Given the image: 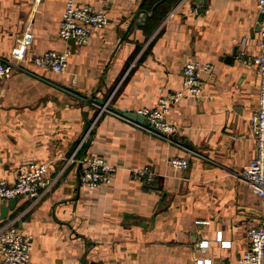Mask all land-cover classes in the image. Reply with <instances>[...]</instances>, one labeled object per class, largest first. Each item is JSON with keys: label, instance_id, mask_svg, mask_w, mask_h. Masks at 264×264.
Here are the masks:
<instances>
[{"label": "crops", "instance_id": "obj_1", "mask_svg": "<svg viewBox=\"0 0 264 264\" xmlns=\"http://www.w3.org/2000/svg\"><path fill=\"white\" fill-rule=\"evenodd\" d=\"M65 2L0 0V57L16 66L0 79V179L46 162L55 180L39 200L0 211V228L32 235L31 264H238L264 214L237 176L256 155L260 78L240 61L259 52L256 0H76L104 9L108 24L74 49L58 33ZM50 50L69 52L62 73L35 63ZM188 61L212 71L201 100L172 105L171 141L116 115L183 90ZM86 155L115 167L110 183L82 185ZM175 156L189 166L172 167ZM146 167L151 179L134 174Z\"/></svg>", "mask_w": 264, "mask_h": 264}, {"label": "built area", "instance_id": "obj_2", "mask_svg": "<svg viewBox=\"0 0 264 264\" xmlns=\"http://www.w3.org/2000/svg\"><path fill=\"white\" fill-rule=\"evenodd\" d=\"M259 13L262 15L259 28V52L255 56L240 55L243 64H253L259 73V98L256 109L249 120V129L256 143L255 157L245 165L237 176L264 201V0H256ZM197 12V8L194 9ZM108 24V14L104 9H97L89 4H79L76 0H66L59 24V36L65 40H73L78 46L87 45L91 34L96 29H103ZM69 52L47 51L36 56L35 63L42 68H49L55 73H62L68 63ZM13 61L0 57V79L8 78L15 70ZM212 67L199 62L188 61L182 68L183 86L181 91H174L160 98L154 108L141 109L137 113L143 115L148 125L135 122L122 114L119 117L133 123L139 129L157 137L168 139L177 131L176 125L168 120L172 105L184 96L201 100L205 76ZM95 105L100 111H111L107 105ZM115 113V112H114ZM194 155L195 151L186 149ZM73 160V159H72ZM169 164L176 169H186L189 161L181 157H170ZM82 165L81 182L87 189H96L101 184L112 181L115 167L97 155H86L79 160ZM50 164L36 163L28 169L17 173L14 183L0 179V200L27 199L33 202L44 196L53 186L55 180L49 174ZM141 178H152L149 168L134 171ZM249 243L238 259V264H264V214L259 226L247 231ZM202 244V243H201ZM33 237L7 224L0 228V264H31ZM206 245V243H203ZM203 264V261H199Z\"/></svg>", "mask_w": 264, "mask_h": 264}, {"label": "water", "instance_id": "obj_3", "mask_svg": "<svg viewBox=\"0 0 264 264\" xmlns=\"http://www.w3.org/2000/svg\"><path fill=\"white\" fill-rule=\"evenodd\" d=\"M261 19H262V15L260 14L259 20H258L259 26H260ZM69 42L71 44L72 49H74L75 48L74 41L71 39V40H69ZM98 102L99 103H103V101H100V100ZM117 112L122 114V115H124L125 117L133 120V121H136L138 123H142L144 125H148V121L143 115H140L138 113H133V112L132 113L131 112L123 113V112H120V111H117ZM16 201H17V199H10L9 203H8V206H2L0 208V211H1V214H2V218L6 217V214L8 213L9 209L14 208V206L16 205Z\"/></svg>", "mask_w": 264, "mask_h": 264}]
</instances>
